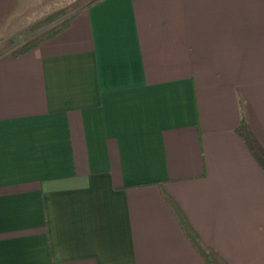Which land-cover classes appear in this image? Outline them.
Instances as JSON below:
<instances>
[{
    "label": "crops",
    "instance_id": "0c3cea01",
    "mask_svg": "<svg viewBox=\"0 0 264 264\" xmlns=\"http://www.w3.org/2000/svg\"><path fill=\"white\" fill-rule=\"evenodd\" d=\"M164 192L264 264V0H97L0 55V264H201Z\"/></svg>",
    "mask_w": 264,
    "mask_h": 264
},
{
    "label": "trees",
    "instance_id": "16d2710c",
    "mask_svg": "<svg viewBox=\"0 0 264 264\" xmlns=\"http://www.w3.org/2000/svg\"><path fill=\"white\" fill-rule=\"evenodd\" d=\"M97 0H83L80 3H77L73 6H70L66 9L60 10L59 12L52 13L51 15L45 16L39 19L37 22L30 26L31 29H42L43 30L32 38L30 41L14 50L11 54L14 56H18L24 54L29 51L33 47L42 43L43 41L49 39L50 37L56 35L58 32L67 27L69 23V16L72 15L76 11L86 8ZM67 16V17H66ZM245 118V113H244ZM245 120V119H244ZM164 196L175 216L177 217L185 235L200 253L202 258L201 264H229L222 255H220L213 247L206 244L198 233L194 230V228L189 223L186 218L184 212L179 207V205L175 202V200L164 192Z\"/></svg>",
    "mask_w": 264,
    "mask_h": 264
},
{
    "label": "rangeland",
    "instance_id": "374dc122",
    "mask_svg": "<svg viewBox=\"0 0 264 264\" xmlns=\"http://www.w3.org/2000/svg\"><path fill=\"white\" fill-rule=\"evenodd\" d=\"M81 1L83 0H28L26 16H28V22L30 18L33 19H30V24L25 26L24 29H20L21 31L18 34L12 37L0 39V55L11 54L14 50L18 49L38 35L43 30V28L31 29L30 26L39 19L51 15L52 13L59 12L60 10L66 9L70 6L80 3Z\"/></svg>",
    "mask_w": 264,
    "mask_h": 264
}]
</instances>
